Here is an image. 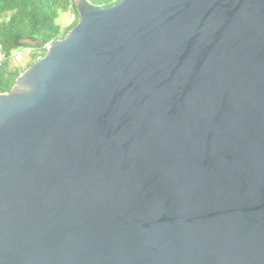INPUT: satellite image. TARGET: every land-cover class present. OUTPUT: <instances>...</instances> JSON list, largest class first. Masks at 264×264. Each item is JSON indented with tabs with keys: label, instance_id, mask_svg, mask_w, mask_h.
Instances as JSON below:
<instances>
[{
	"label": "water",
	"instance_id": "1",
	"mask_svg": "<svg viewBox=\"0 0 264 264\" xmlns=\"http://www.w3.org/2000/svg\"><path fill=\"white\" fill-rule=\"evenodd\" d=\"M0 94V264H264V0H74Z\"/></svg>",
	"mask_w": 264,
	"mask_h": 264
},
{
	"label": "trees",
	"instance_id": "2",
	"mask_svg": "<svg viewBox=\"0 0 264 264\" xmlns=\"http://www.w3.org/2000/svg\"><path fill=\"white\" fill-rule=\"evenodd\" d=\"M93 7L106 8L120 0H85ZM72 11L76 19L62 28L56 21ZM74 0H0V48L6 60L0 67V94L9 92L16 78L46 53V44L62 39L77 24ZM30 48L32 61L25 69L9 68L15 53Z\"/></svg>",
	"mask_w": 264,
	"mask_h": 264
},
{
	"label": "rangeland",
	"instance_id": "3",
	"mask_svg": "<svg viewBox=\"0 0 264 264\" xmlns=\"http://www.w3.org/2000/svg\"><path fill=\"white\" fill-rule=\"evenodd\" d=\"M76 19L75 14L72 11L61 13L59 18L57 19V23L61 25L62 28H66L70 26L74 20ZM32 50L30 48H25L19 52V57L13 56L9 63L10 70L18 68L25 69V67L32 61Z\"/></svg>",
	"mask_w": 264,
	"mask_h": 264
},
{
	"label": "built area",
	"instance_id": "4",
	"mask_svg": "<svg viewBox=\"0 0 264 264\" xmlns=\"http://www.w3.org/2000/svg\"><path fill=\"white\" fill-rule=\"evenodd\" d=\"M20 56L19 55V52H17V53H15V55L14 56ZM5 60H6V58H5V56L3 55V53H2V50H1V48H0V67L5 63Z\"/></svg>",
	"mask_w": 264,
	"mask_h": 264
}]
</instances>
